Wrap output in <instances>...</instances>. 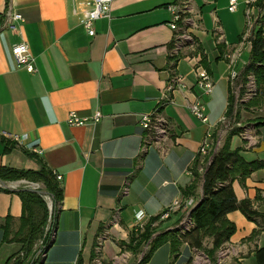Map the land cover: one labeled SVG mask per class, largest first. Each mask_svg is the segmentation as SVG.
<instances>
[{
    "label": "crops",
    "instance_id": "obj_1",
    "mask_svg": "<svg viewBox=\"0 0 264 264\" xmlns=\"http://www.w3.org/2000/svg\"><path fill=\"white\" fill-rule=\"evenodd\" d=\"M72 1L0 0V166L35 170L42 163L61 174L55 233L41 264H77L78 259L88 264L103 226L113 245L110 252L103 251V242L101 255L107 260L136 226L135 212L144 213L142 223L150 221L175 199L182 201L195 180L189 196L196 200L206 165H199V146L210 132V145L215 140L211 152L217 148L215 135L232 93L229 74L248 63L249 37L260 11V0H237L232 12L228 0H190L186 31L194 43L170 59L168 6L176 0H112L111 18L97 20L93 36L72 14ZM7 11L23 18L13 21L14 28L8 27ZM19 41L26 42L34 58L32 73L11 53ZM234 50L239 54L231 67L227 56ZM201 69L212 82L208 93L195 83ZM195 100L204 105L207 121L190 112ZM71 111L89 120L69 125ZM155 111L166 119L167 133L145 144L141 116ZM96 112L101 117L93 122ZM247 124L253 144H242L239 134L231 137L230 147H241L246 161L264 159V123L254 118ZM13 134L27 139L17 144ZM232 187L238 200L248 199L264 215V168L236 177ZM21 213L19 195L0 191V218L10 215L16 221ZM185 214L180 207L151 224H158L157 231L167 230ZM227 219L236 227L227 241L235 253L224 264H256L254 251L264 245V223L259 228L238 210ZM1 240L0 230V250L9 252L7 257L19 249L18 243ZM161 247L168 258L164 264H184L193 253L186 243L172 252L165 242L145 264H152Z\"/></svg>",
    "mask_w": 264,
    "mask_h": 264
},
{
    "label": "trees",
    "instance_id": "obj_2",
    "mask_svg": "<svg viewBox=\"0 0 264 264\" xmlns=\"http://www.w3.org/2000/svg\"><path fill=\"white\" fill-rule=\"evenodd\" d=\"M258 5L263 8L261 12L260 26L253 27L249 37L251 48L248 63L240 72V77L236 82L239 85L238 93L240 96L245 91L244 82L248 75L255 77L260 88V95L264 94V0H260ZM174 39L169 42V58L175 59L179 54H172ZM242 102V105H248L252 101ZM234 98L231 95L227 108V116L230 115L233 108ZM240 127H235L227 134L224 142L214 152L209 154L202 175L201 194L196 197L194 204L188 209L184 218L178 220L173 228L162 230L152 237L148 250L144 253L139 262L135 264H145L155 248L165 242H169L172 252H177L182 243H186L190 249L206 250L213 257L214 251L229 240L236 230L235 224L227 219L229 212L238 210L247 219L256 223L261 228L264 223V215L257 211L248 199L238 200L232 187V182L236 177L244 178L251 171L264 168V159L246 161L241 155V148H231L230 138L238 134ZM196 178L197 172L194 169ZM19 178H29L33 181L42 182L46 191L51 195L52 208L54 214L58 211L61 201V186L55 178L54 172L45 164L40 163L39 169H18L7 166H0V179L3 181L15 180ZM195 182L184 190V196L187 197L194 193ZM0 191H8L7 188L0 186ZM22 203V213L15 221L10 215L0 218V230L2 231V243H18L19 250L26 254L32 248V244L41 232V227L47 217V208L44 199L39 194L24 190L15 191ZM159 215L150 219V223L157 220ZM103 226L95 236L96 238L105 230ZM146 232V231H145ZM144 234V233H143ZM141 234V237L144 235ZM152 233H145V237L151 238ZM107 237V236H106ZM210 238V246L204 245V239ZM133 237L130 238L132 243ZM52 237L47 242L50 243ZM94 241V244H95ZM131 243L128 247H135ZM94 246V245H93ZM18 250V251H19ZM27 256V255H26ZM12 255L6 258L3 264H8ZM256 264H264V245L256 248L254 251ZM44 260L42 257L36 264ZM12 264H26L24 260H16ZM77 264H83L78 259ZM89 264V263H88Z\"/></svg>",
    "mask_w": 264,
    "mask_h": 264
},
{
    "label": "built area",
    "instance_id": "obj_3",
    "mask_svg": "<svg viewBox=\"0 0 264 264\" xmlns=\"http://www.w3.org/2000/svg\"><path fill=\"white\" fill-rule=\"evenodd\" d=\"M111 2L112 0H73L72 1V8L71 12L73 15H79L80 16V24L85 29L87 34L89 36H93L95 34L94 24L97 20L106 18H111ZM237 7V0H228L227 9L232 12L235 11ZM168 9L170 10L172 14V20L169 22L170 28L173 30V47L171 49L172 54H179L180 50L186 46L193 44V38L192 36L186 31V24L188 22V12L190 11V0H176L173 4L168 6ZM6 20L8 22V27L14 28L13 21H21L23 18L21 14L17 12H6ZM237 51L230 53L227 56L228 64L229 66H233L237 57ZM11 53L16 61V63L20 66H22L25 71L32 73L35 71V65H34V58L29 52L28 45L24 41H19L14 43L11 46ZM240 77V72H237L235 70H231L229 74V79L232 83V93L231 95L234 98L233 104L242 103L243 101H246L251 94H253L257 88H255L254 85V76L248 75L245 82L244 87L245 91L242 96L239 95L238 89L239 85L236 83ZM195 83L198 85L205 93H208L211 91L212 88V82L210 79L209 74L206 70L201 69L199 71H196L195 73ZM171 86H169V89ZM189 110L190 112L200 121L205 122L207 121V117L205 115V108L204 105L199 101L195 100L189 104ZM101 117L100 112H96L92 117L93 122H97ZM228 117H225L221 119L219 122L225 123V119ZM89 119L83 118L78 116L74 111L69 112L67 117V123L69 125L79 126L84 123H86ZM140 124L142 125L144 129V143L149 142H158L162 140V138L167 133V122L166 119L157 111L153 112L151 115H142ZM226 127V125L224 126ZM211 133L207 132L205 135L203 141L201 142L198 153L200 155H205L208 153V150L210 148V140H211ZM12 139L17 143L22 145L24 141L27 139L26 134H13ZM37 153H41L40 150H35ZM55 178L57 181H60L61 174L55 173ZM195 200L192 197H187L183 199L182 201L175 199L170 206H168L166 209H164L160 213V218H168L170 213L177 208L182 207L184 211H188V209L194 204ZM49 211V221L51 223L50 229H49V235L48 240L44 243H42V248L38 252V260H40L42 257H45V247L49 244L47 242L49 239L54 235V226H55V218H54V212L52 209V205L50 206ZM144 217V213L140 210L134 213L135 218V225L139 226L142 224V219ZM107 236V237H106ZM109 238V234L104 231L101 233L95 241V244L93 246V255L89 261V264H128V251L126 249L119 248L117 252H115L109 259L105 260L103 258L102 254V247L104 240ZM147 244V243H146ZM145 244V245H146ZM149 247V242L147 244ZM146 246V247H147ZM147 247V248H148ZM148 250V249H147ZM147 250H142L140 254L138 255V258L134 260L133 263L135 264L140 261L142 256ZM193 252H198L199 250L192 249ZM235 253V248H233L230 244L227 242L222 243L216 250V258L213 261L214 264H224L225 259L229 257L231 254ZM206 261H208V257H206ZM212 263V264H213Z\"/></svg>",
    "mask_w": 264,
    "mask_h": 264
},
{
    "label": "rangeland",
    "instance_id": "obj_4",
    "mask_svg": "<svg viewBox=\"0 0 264 264\" xmlns=\"http://www.w3.org/2000/svg\"><path fill=\"white\" fill-rule=\"evenodd\" d=\"M257 4L258 3L256 2V5ZM262 11H263V8L260 7L259 15H257V17L255 19V23H254L255 28L260 26V24H261V21H260L261 18L260 17H261ZM255 15H256V13H255ZM237 54H239V50L237 51ZM254 85H255V88H257V89L253 94H251L252 96L250 95V97L247 99L248 100L247 103L249 101H252V102L248 105L246 104L245 106L242 105L241 103H238L236 105L233 104L232 111H231L230 115L227 116L228 118L225 119L226 120L225 123L220 124V122H219L218 127L221 128V130L218 131L217 134L215 135V139H217V137H216L217 135L219 137V139L217 141V148L221 146V144L224 142V139L226 138L227 134L230 133L232 131V129L235 127L241 128V131L235 135L241 134L242 144H246V140L249 142V144H253L251 142L252 139H251V136L249 133V131H251L252 128L250 127L251 125H249L247 123H249L254 118L258 119L262 124L264 123V94L262 96H259L261 91H260V88H259L256 80H255V77H254ZM225 125H226V127H224ZM230 141H231V138H230ZM214 144H215V140L210 145V151L209 152H211V149L214 147ZM239 148H241V147H239ZM241 150H242V148H241ZM208 159H209L208 154H205L202 157V163L203 164L199 163V165H201V166L205 165V163H207ZM6 182L8 183V185H10V187L12 189H18V188H21L24 186H28V187H36L38 189H42V190L46 191L45 186L43 185L42 182L33 181L29 178H27V179L26 178H19V179H15V180H9ZM196 182H197V180H195V184H194L195 188H196ZM195 188H194V190H195ZM187 197H190V196H187ZM187 197H185V198H187ZM42 198L44 199L45 204H46L47 217H46V220L44 221V223L41 227V232L39 233V235L37 236V238L33 242L32 248L29 252H27V254L23 250H19V249H18L19 251L16 250V252L11 254L12 257L10 258V261L8 264H12L16 260H22V261L24 260V262L26 264H36L37 263L38 252L42 248V243L43 242L45 243L48 240L49 229L51 226V223L49 221L50 218L48 216H49V211L51 209L50 206L52 205V199H51V197L46 196V195L42 196ZM184 216L185 215H183L181 217V220L184 218ZM159 217H160V215H159ZM149 222L150 221L143 222L139 226H137V225L134 226V229L131 230V232L129 233L128 239L126 241H121L118 244L119 248L126 249V251H128V254H129L127 257L128 264L133 263L134 260H136L138 258V255L140 254V252L142 250H147L149 248L147 246L148 242L150 243L152 237H154L160 231H162V230L157 231V227H159V226H157L158 224H151V223H150V226L147 227V230H145L146 229L145 227H146L147 223H149ZM145 233H152L151 238L145 237ZM141 234H143L144 236L141 237ZM132 237H133V240L131 239L132 240V243H131L130 238H132ZM127 243H131L135 247H132L133 249H130L128 247L129 244H127ZM209 244H210V238L206 237L204 239V245L206 247H209L210 246ZM149 246H150V244H149ZM19 248H20V246H19ZM111 249H113V245H111V242L109 241V239L104 240L103 251L110 252ZM165 250H166L165 247H161L160 249H158L156 251V253H155L156 259H154L152 264H164V263L168 262L167 253ZM8 253L9 252H5L4 250L3 251L0 250V264L7 257ZM161 253L163 254L162 259H157V256ZM212 256L213 257L211 258L210 254H208V252L206 250L201 249L198 252H193L191 254V256L189 257V260H187L184 264H212L216 258V251H214ZM206 257H208V261H206Z\"/></svg>",
    "mask_w": 264,
    "mask_h": 264
},
{
    "label": "water",
    "instance_id": "obj_5",
    "mask_svg": "<svg viewBox=\"0 0 264 264\" xmlns=\"http://www.w3.org/2000/svg\"><path fill=\"white\" fill-rule=\"evenodd\" d=\"M0 186L3 187V188H7L8 191H18V190H24V191H28V192H33V193H36V194H39L40 196H49L51 197V195L46 192L45 190H42V189H38L36 187H28V186H24V187H21V188H18V189H12L8 183L6 181H3L0 179ZM54 233H55V228H54ZM53 239L50 241V243L45 247V252L47 251V249L49 248V246L51 245ZM43 262V260L40 262V264Z\"/></svg>",
    "mask_w": 264,
    "mask_h": 264
},
{
    "label": "bare ground",
    "instance_id": "obj_6",
    "mask_svg": "<svg viewBox=\"0 0 264 264\" xmlns=\"http://www.w3.org/2000/svg\"><path fill=\"white\" fill-rule=\"evenodd\" d=\"M252 96V95H251ZM53 209V208H52Z\"/></svg>",
    "mask_w": 264,
    "mask_h": 264
}]
</instances>
